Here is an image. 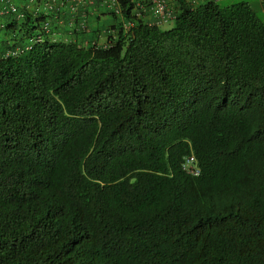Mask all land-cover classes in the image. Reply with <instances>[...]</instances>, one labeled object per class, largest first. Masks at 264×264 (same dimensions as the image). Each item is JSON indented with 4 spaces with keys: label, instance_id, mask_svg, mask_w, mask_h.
I'll return each mask as SVG.
<instances>
[{
    "label": "trees",
    "instance_id": "obj_1",
    "mask_svg": "<svg viewBox=\"0 0 264 264\" xmlns=\"http://www.w3.org/2000/svg\"><path fill=\"white\" fill-rule=\"evenodd\" d=\"M117 2L103 45L25 12L32 44L0 57V264H264V24Z\"/></svg>",
    "mask_w": 264,
    "mask_h": 264
},
{
    "label": "crops",
    "instance_id": "obj_2",
    "mask_svg": "<svg viewBox=\"0 0 264 264\" xmlns=\"http://www.w3.org/2000/svg\"><path fill=\"white\" fill-rule=\"evenodd\" d=\"M137 1L144 5L142 19L146 23L152 22L153 16L146 6V0ZM204 1L190 0L193 5ZM214 1L218 3L219 0ZM12 2L18 13H0V57L9 49H26L32 44L35 36L22 35L23 25H27L25 12L31 16L45 17L44 21L48 23L46 34L50 40L71 41L83 46L92 40L105 43L108 36H111L110 33L114 32L112 28H116L123 21L117 0H12ZM168 2L174 11L178 10L177 0ZM258 2L263 17L261 21L264 24V0ZM245 3L249 5L248 2ZM3 5L4 3L2 7ZM172 24L173 21H170L160 27L168 29Z\"/></svg>",
    "mask_w": 264,
    "mask_h": 264
},
{
    "label": "built area",
    "instance_id": "obj_3",
    "mask_svg": "<svg viewBox=\"0 0 264 264\" xmlns=\"http://www.w3.org/2000/svg\"><path fill=\"white\" fill-rule=\"evenodd\" d=\"M52 1V0H49ZM134 1V8H133V13L137 17L142 18V13H143V8L144 5L142 2L133 0ZM4 3L3 7L2 4ZM146 6L148 7V10L151 12L153 16L152 22H149L148 24L150 25H163L167 22L173 21L175 18V11L172 9L170 6L168 0H146L145 1ZM0 13L5 14V13H18V9L15 6V4L12 2V0H0ZM131 25L130 22H123L124 28H128ZM42 28L47 31L48 30V23L43 22ZM99 44V43H98ZM24 49L21 48H15V49H9L4 52L3 56L8 57V56H15L18 55L20 52H22ZM183 167L185 170H187L189 173H192L194 175L199 174V169L195 164V160L192 156L188 157L186 161L184 162Z\"/></svg>",
    "mask_w": 264,
    "mask_h": 264
},
{
    "label": "rangeland",
    "instance_id": "obj_4",
    "mask_svg": "<svg viewBox=\"0 0 264 264\" xmlns=\"http://www.w3.org/2000/svg\"><path fill=\"white\" fill-rule=\"evenodd\" d=\"M239 2H248L251 9L256 13L257 17L261 20L263 17L260 14V9H259V2L258 0H219L218 4L220 6H226L234 3H239ZM102 42V41H101ZM103 45L104 43H99V45Z\"/></svg>",
    "mask_w": 264,
    "mask_h": 264
},
{
    "label": "clouds",
    "instance_id": "obj_5",
    "mask_svg": "<svg viewBox=\"0 0 264 264\" xmlns=\"http://www.w3.org/2000/svg\"><path fill=\"white\" fill-rule=\"evenodd\" d=\"M200 171V170H199Z\"/></svg>",
    "mask_w": 264,
    "mask_h": 264
}]
</instances>
